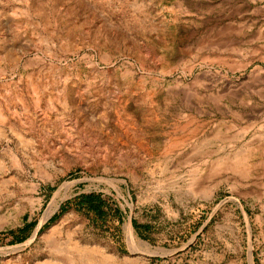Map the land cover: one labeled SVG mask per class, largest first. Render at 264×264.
<instances>
[{"label":"rangeland","instance_id":"obj_1","mask_svg":"<svg viewBox=\"0 0 264 264\" xmlns=\"http://www.w3.org/2000/svg\"><path fill=\"white\" fill-rule=\"evenodd\" d=\"M251 263L264 0H0V264Z\"/></svg>","mask_w":264,"mask_h":264},{"label":"trees","instance_id":"obj_2","mask_svg":"<svg viewBox=\"0 0 264 264\" xmlns=\"http://www.w3.org/2000/svg\"><path fill=\"white\" fill-rule=\"evenodd\" d=\"M98 199H102V194L101 193H93V192L82 194L76 198V200H79L81 204L82 203L83 204H89V205H93V207H95V203H97ZM71 203H72V201H67V202L63 203L59 212L61 213L64 209H66L67 205L71 204ZM5 234L6 235H13L11 232H8ZM15 240L16 239L13 238V239L7 240V242L13 243Z\"/></svg>","mask_w":264,"mask_h":264},{"label":"bare ground","instance_id":"obj_3","mask_svg":"<svg viewBox=\"0 0 264 264\" xmlns=\"http://www.w3.org/2000/svg\"><path fill=\"white\" fill-rule=\"evenodd\" d=\"M63 188V187H62ZM61 193V189L59 191L56 192L54 198H53V201L50 203L46 213H45V216L44 218H47L49 215H51V213L54 212L55 210V206H56V203H57V198L58 196L60 195ZM128 236L130 239H132L133 241L135 240V236H134V232L131 228V226H128ZM252 264V263H251Z\"/></svg>","mask_w":264,"mask_h":264}]
</instances>
